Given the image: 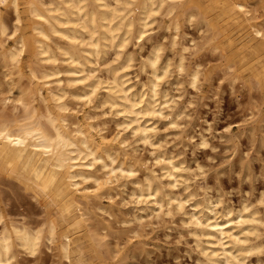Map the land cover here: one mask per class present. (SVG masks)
<instances>
[{
  "label": "clouds",
  "instance_id": "obj_1",
  "mask_svg": "<svg viewBox=\"0 0 264 264\" xmlns=\"http://www.w3.org/2000/svg\"><path fill=\"white\" fill-rule=\"evenodd\" d=\"M8 3L9 0H0V5ZM123 7L132 8L143 16L137 36L134 37L129 29L126 42L142 39L144 34L151 36V32H145L146 28L154 27L155 33L165 35L152 41L146 57L141 53L126 56L122 47L115 58L96 66L91 79L99 86L93 89L89 98V103L96 105L92 115H86L84 121L76 124H69L63 116L56 117L59 133L67 142L60 144L54 140L43 155L49 158V166L62 177L63 187L58 194L48 188L42 189L41 214L31 223L9 226L10 222L0 212V227H3L0 264H16L14 249L35 257L42 248L53 252V264H91L86 255L87 245L103 243L92 232V227L102 217H108L111 234L140 240V248H147L143 240L147 239L145 233L149 227L153 231H176L178 239L173 241L166 235L163 243L187 247L189 251L185 255L189 260L192 256L198 257L192 264H251L253 257L257 258L256 264H264V197L240 211V218L231 221V232H225L217 225L214 230L218 235H207L214 222L205 217L209 207L217 220H231L236 215L227 209L223 197L213 201L211 194L222 190L220 181L225 173L221 169L231 165L239 140L245 134H254V149L264 150V127H249L245 132H233L231 128L218 131L217 119L209 124L207 118L200 115L201 110L207 108L206 100L215 99L218 105L222 103L219 91L212 85L217 75L222 77L221 84L227 82L230 85L233 101L239 107L252 110L253 116L257 107L264 109V86L243 82L231 66L207 63L208 57L223 56L219 24L209 13V8L222 9L228 19L243 29L249 40L264 47V0H129ZM223 18L222 15L220 19ZM6 38L7 30H4L0 34V52L5 51ZM132 69L137 73L135 81H139L141 75L148 77L139 85V91L133 78L125 75ZM129 84L133 87L129 88ZM237 85H240L239 89ZM4 87L5 82L0 81V91ZM103 92L108 95H98ZM252 92L258 93L255 103ZM241 101L246 103L241 104ZM3 102L0 168L10 169L13 175H19L39 188L44 180L43 173L33 172L32 157L36 154L25 155L36 136L26 134L23 128L32 127L33 120L47 122L49 115H34L37 112L33 106L35 101L28 97L21 104L27 111L15 107L8 109L7 96ZM108 117L111 120L106 119ZM162 122H167L164 128L160 127ZM254 123L253 119L246 120V124ZM261 123L264 124V119ZM17 128L21 129L19 143L14 133ZM190 131L194 136L188 134ZM167 133L172 134L161 139L162 134ZM49 134L57 135L53 128H49ZM10 135L13 136L11 141ZM109 135H112L111 139L107 138ZM185 144L193 148L194 155L210 152L211 155L205 157L206 163H197L193 169L184 160L186 151L182 155L176 151L168 154V148L175 146L178 150ZM73 157L79 162L76 163ZM178 161L182 162L179 166ZM117 163L119 168L115 167ZM209 178L215 180L213 185L208 184ZM172 179L176 180L175 184L164 183ZM77 182L95 186L80 202L72 199ZM130 184L133 187L131 195L127 192ZM176 187L185 189L186 200L178 202L172 198L169 190ZM157 198L161 204H157ZM194 201L198 202L199 214L189 215L185 209ZM152 204L163 208L162 213H152L150 217V221L157 223L137 219L140 212L146 213ZM177 216H187L188 220L172 225ZM165 217L171 219L166 221ZM133 225L137 227L133 228ZM189 238L194 240L193 244H188ZM210 240L215 244H209ZM126 264H137L135 257L129 256ZM174 264H184V261L176 258Z\"/></svg>",
  "mask_w": 264,
  "mask_h": 264
},
{
  "label": "bare ground",
  "instance_id": "obj_2",
  "mask_svg": "<svg viewBox=\"0 0 264 264\" xmlns=\"http://www.w3.org/2000/svg\"><path fill=\"white\" fill-rule=\"evenodd\" d=\"M128 2L129 0H9L8 4L0 5V34H2L4 30H7V43L5 51L0 52V62L6 70V77H11V80H7L5 77L8 81V94H6V96L10 102L8 109L15 107L21 111H27V108H21V104L24 102L25 97H28L35 101L33 106L37 109V112L34 115H49V120L47 122H37L33 120L32 127L23 128L26 134L31 135L34 133L36 136V140L32 141V148H30L25 155L31 156L32 153L36 154L32 157L33 172L43 173L44 183L37 188L35 185L29 184L19 175H13L10 169L4 170L3 168H0V183L4 184L3 182H5L6 184V182H8L11 186L15 185L19 187V189L21 188L24 193H28L31 198L40 205L44 194L42 189L48 188L50 191L57 194L60 192L63 187L62 177L57 174V170L49 166V158L43 155L45 149L48 148L54 140H58L60 144L67 142L59 133L56 117L63 116L69 124H76L84 121L86 115H92L96 105L89 103V98L92 95L93 89L99 86L98 82L91 79L92 73L96 71V66L98 64L103 65V63L115 58L122 47L125 50L126 56L128 54H134L131 48H129V44L138 42V45H140L150 37L144 34L142 39L136 38L133 39L135 40L134 42L133 40L126 42L129 29H131L134 37L137 36L139 22L143 19L140 12H136L132 8L125 9L123 7V5ZM2 6L11 8L13 13V23L11 22L13 28L10 27V30L12 28L10 32L9 26H11V23L8 25L9 21L5 19L6 16L4 17L3 15ZM24 13L27 14V19H25ZM130 13L134 14L130 15ZM222 15L224 16L223 19L229 20L232 23V25H230L231 29H238L240 31V38L248 51L244 53L236 49L235 46H232L229 42H220L223 53L221 58H230L231 63L235 60L246 62L247 59H250V61L255 60L258 67L251 69L252 81L256 85H264V47L257 41L249 40L243 29L239 28L228 19L226 13H224L222 9L216 8L215 14L211 16L220 18ZM148 24L151 25L152 21L149 20ZM153 30V27L146 28L145 32H152ZM228 30L229 29L225 28L221 33H225ZM14 36L16 38L11 40ZM228 39L230 40L231 38L228 37ZM151 48L152 44L148 52ZM148 52L144 55L145 57L148 55ZM24 58L28 60L27 67L29 69L30 80L25 87L24 85L20 87L15 83L14 78L16 77L13 78L12 76L14 74L13 70H15L19 78L23 77ZM25 63L26 62H24V64ZM232 65L233 64H229L228 66L233 67ZM132 70L126 72L125 75L133 78L137 91H139V85L146 81L148 77L145 75L143 79L139 78V81H135L136 76L132 77ZM252 81L251 83H253ZM128 87H133V84H129ZM98 95L106 97L108 93L103 92L98 93ZM4 97L0 98V110H3L5 107L3 102ZM71 100L75 101L80 109L77 107V109L72 108L70 105ZM85 106L89 107L88 111H84V109L81 108ZM63 109H68V111H63ZM105 111L108 110L105 109ZM106 119L111 120V117ZM120 120H123V117H120ZM0 124H3V121H0ZM49 128L56 130V137L50 136ZM20 132V128L14 129L17 143H19L21 139ZM114 134L115 132L112 133V135ZM112 135H109L107 138L111 139ZM125 135H127V133ZM12 139L13 136L10 135L9 141ZM121 139H123V137H121ZM2 143L3 142L0 141V144ZM73 159L76 163L79 162L76 157H73ZM180 163L182 162L178 161L177 166H179ZM115 167L119 168V163H117ZM76 171H80V169H76ZM157 171L159 172L160 169H157ZM77 183L78 187L73 189L74 194L72 199L80 202V199L83 196L89 195L95 186L91 184L80 185L79 182ZM164 183L175 184L176 180H165ZM128 187L127 192L131 195L133 187L131 185V187H129L130 190ZM169 191L172 193V198L176 199L178 202L181 199H187L183 187H176ZM0 196L2 195L0 194ZM221 197L223 196L220 195V193L217 196L211 195L213 201H219ZM7 199L6 202L9 201H7ZM4 202L5 201L0 200V212L6 217L7 209L5 210V206L7 204ZM222 202L226 205L227 209L236 212V215L232 216L231 220L227 218L217 220L216 214L211 210V207H209V210L205 213V217L207 221L214 222L213 229L207 230L206 234L209 236L218 235L214 230L217 225L225 232H231V221L240 218L239 213L245 206L252 205L250 202H245L240 207L236 208L231 205V203H226L224 199ZM197 203L198 202L194 201L185 211L188 212L189 215H198ZM157 204H161L159 198H157ZM157 204H152L146 213L141 211L137 219L145 221L146 218H148V220H150L152 213H162L163 208L157 207ZM141 208H144V206H141ZM169 218L167 217L166 220ZM180 218L184 222L188 220L187 216ZM7 220L10 222L9 226L25 224L14 218L11 219L7 217ZM145 223H147V221ZM102 230L111 232V227L105 225L102 226ZM2 231L3 227H0V232ZM92 232L98 241L103 242L102 244H96V246H105L104 237L97 232V229L92 227ZM69 239H72V237H69ZM77 239L82 238L78 237ZM209 244H215V241L210 240ZM213 250L215 251L217 249L213 248ZM227 250L229 249H226V251ZM98 251L100 252V250ZM14 254L18 258V254L20 253L18 250L14 249ZM17 261L16 259V264ZM91 264L95 263L91 262Z\"/></svg>",
  "mask_w": 264,
  "mask_h": 264
},
{
  "label": "rangeland",
  "instance_id": "obj_3",
  "mask_svg": "<svg viewBox=\"0 0 264 264\" xmlns=\"http://www.w3.org/2000/svg\"><path fill=\"white\" fill-rule=\"evenodd\" d=\"M215 10L216 8H209V13L211 15H214ZM2 12L4 17L6 16L5 19L9 21L8 22L9 25L13 20L12 18L13 13L11 8L9 7L6 8L2 6ZM24 16L25 19H27L26 13H24ZM215 19L218 21L220 33L225 28L229 29L227 32L221 33L220 42L222 43L229 42L232 44V46H235L236 49L241 50L244 53H247L246 51H248V49H246L244 42L240 38V31L238 29H231L230 25H232V23L229 20L226 19L221 20L219 17ZM12 23L10 24L11 26H9V32L12 31L13 28ZM10 27H12L11 30ZM153 29L154 30L151 32L152 36H150L145 41H143V43L140 44L142 48L136 47V45H138L139 43L134 42L135 40H133L134 42L133 44L132 43L129 44V48H131V51H133L134 54L141 53V55L144 56L150 49L152 41L160 39L162 38L163 35H165V33L157 34L155 33L154 27ZM228 37H230L231 39L229 40ZM14 38L16 37L15 36L12 37L11 40H13ZM24 60L25 61H23V66L26 69L23 68V73H24L23 77L19 78L18 74L15 73L16 72L15 70H13L14 74L12 76L13 78L16 77L14 78L15 83L20 87H23V85L25 87L28 84V81L30 80L29 69L27 67L28 60L27 58H24ZM24 62L26 63L24 64ZM207 63L213 66H222V67L228 66L229 64H233L232 66L234 67L235 72L239 75L241 80L246 83H251L252 81L251 69H255L258 67L255 60L250 61V59H247V62L235 60L234 62L231 63L230 58L225 59V58H221L220 56L215 58L208 57ZM0 65H1L0 81L5 82V87L3 88L2 91H0V96H1L0 98H2L4 97V95L6 96V94H8L7 93L8 78L6 77V73H5L6 70L1 64V62ZM132 72H131L132 77H135L137 75L136 71L133 69ZM5 77L7 78V80ZM144 77L145 75H141L140 79H143ZM221 78L222 77L217 75L216 78L213 80L212 85L214 90L219 91V100L222 101V103L218 105L215 99H213L211 102L206 100L205 104L207 105V108L201 110L200 113L201 117L202 118L206 117L209 124H211L214 119H217L218 124L216 125V127L218 131H222L224 128H231L233 132H238V131L245 132V130L249 127H255L257 129H259L260 127H264V124L261 123V120L264 119V109L257 107L255 109V116H253L252 110H245L244 108L239 107L233 101L230 85L227 82L221 84L220 83ZM257 86H264V85L262 84ZM239 87L240 85H237V89H239ZM256 93L257 92L251 93L254 103L256 102V97L258 96V93L257 94ZM244 103H246V101H241V104ZM70 105L72 108L77 107L80 109V107L73 100L70 101ZM81 108H83L84 111L89 110L88 106ZM209 109L211 111H209ZM249 119L255 120V123L252 125L246 124V120ZM165 125L166 122H162L160 124V127L164 128ZM114 132H115V127L113 125L112 133ZM171 134L172 133L162 134L161 139ZM188 134L190 136H194V133L191 131ZM253 139H254V134L253 135L245 134L239 140V143L237 145L236 155L235 158L232 159L231 165L227 169H221V171L225 173L224 178L221 179L220 181L222 190L211 194L212 196H217L220 193V195L223 196V199L225 200L226 203H231V205H233L236 208L240 207L245 202L257 204L261 200V198L264 197V150H261L259 147H256L254 149ZM196 142L199 143L198 140ZM174 151H176L178 154L181 155L184 154V152L186 151L187 154L184 160L185 162L187 161L186 165L188 164L187 166H190L193 169L196 167L197 163L205 164L206 163L205 157L211 155L210 152H204V151H201L194 155L193 148L187 144H185L184 148L182 149L177 150L175 149V146L167 149L168 153H173ZM3 183L4 184L0 183L1 185L0 194L2 195L0 196V198L2 197L0 200L5 201L4 203L7 204L5 206L6 207L5 210L7 209L6 218L7 217L11 219L14 218L15 220H18L25 224L33 222V218L41 214V210H42L41 205L36 201H34V199L31 198V196L28 193L26 192L24 193L21 188L19 189V187H16L15 185L11 186L9 185L8 182H6V184L5 182ZM214 183L215 180L213 178H209L208 184L213 185ZM129 187H131V185H129ZM12 188L14 189V192ZM6 199L7 201L8 200L9 201L6 202ZM106 203L107 202H105V204ZM177 218L178 216L175 218V221L172 220L173 222L172 225L180 224L181 222L180 216L178 219ZM166 219L167 217H165V220ZM170 219L171 218H169L168 220ZM146 221L147 223L149 222L152 223V221L148 220V218H146L145 222ZM153 223H155V221H153ZM105 225H109L112 228V225L110 224L108 217H102V219H99L94 228L97 229V232L104 237V241L106 245L103 247H99L96 246V244H91V243L87 245L89 251L86 253V255L90 258L91 262L95 264H126L127 258L129 256L135 257L137 264H174L176 258H181L184 261V264H192V261L198 259L197 256H192L191 260H189V258L185 255V253H187L189 249L183 245H180L178 247H171L163 243L166 235H170L173 241L178 239V235L176 231H168L167 229H160L157 231H153V229H150L149 227L145 233L147 239L143 240V244L147 245V248H140L138 247L139 243H141L140 240L131 239L128 236L121 237L120 235H113L111 234V232H106L105 230H102V226ZM172 225H169V227H171ZM135 227L137 226L133 225V228ZM81 238L83 239V237ZM111 242L113 243V245ZM193 243L194 240H192V238H189L188 244H193ZM98 250H100V252ZM17 260H18L17 264H53L54 255L53 252L49 251L47 248H42L39 254L35 257H31L20 253L18 254ZM256 260L257 258L253 257L251 264H256ZM65 264H67V262H65Z\"/></svg>",
  "mask_w": 264,
  "mask_h": 264
}]
</instances>
